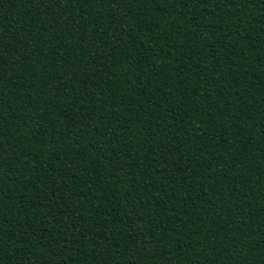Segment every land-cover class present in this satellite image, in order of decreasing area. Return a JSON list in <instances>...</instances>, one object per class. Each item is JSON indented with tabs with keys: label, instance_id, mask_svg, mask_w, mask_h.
<instances>
[{
	"label": "trees",
	"instance_id": "trees-1",
	"mask_svg": "<svg viewBox=\"0 0 264 264\" xmlns=\"http://www.w3.org/2000/svg\"><path fill=\"white\" fill-rule=\"evenodd\" d=\"M38 11L0 0L5 264H264V3Z\"/></svg>",
	"mask_w": 264,
	"mask_h": 264
},
{
	"label": "snow or ice",
	"instance_id": "snow-or-ice-1",
	"mask_svg": "<svg viewBox=\"0 0 264 264\" xmlns=\"http://www.w3.org/2000/svg\"><path fill=\"white\" fill-rule=\"evenodd\" d=\"M30 2L39 9L38 11V15H45V12H44V9L48 7L49 4H56L58 2V0H30ZM81 2V0H65V3H68V4H72V3H76V4H79ZM246 2H253V0H238V3L240 4H244ZM254 2L256 3L257 6H259L260 3H264V0H254ZM239 11V9H238ZM49 22L52 23V24H55L57 22V14L55 12H53L51 14V16L49 17ZM58 39H62V38H58ZM3 49L2 47H0V53H2ZM38 51V49H37ZM0 68H2V65H0ZM3 81V75L0 74V82ZM3 102H4V97H3V93L0 92V106L3 105ZM3 168V162L0 161V169ZM29 227H31V225H29ZM89 235H95V234H92L90 233ZM35 243L36 244H39L40 243V239H39V236L37 235V238L35 240ZM65 244L68 243L67 240L64 241ZM50 246V245H49ZM245 248H247V246H245ZM73 251H75V248L72 249ZM241 256H242V260L244 259V256L243 254L241 253ZM70 259V258H69ZM0 264H5V259L3 256H0ZM65 264H67V261H65Z\"/></svg>",
	"mask_w": 264,
	"mask_h": 264
}]
</instances>
